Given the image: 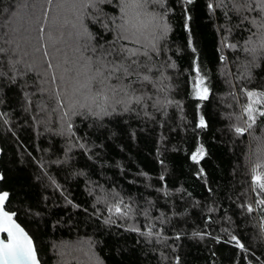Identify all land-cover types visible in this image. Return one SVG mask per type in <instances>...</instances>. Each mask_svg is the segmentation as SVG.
I'll use <instances>...</instances> for the list:
<instances>
[{
	"label": "trees",
	"instance_id": "trees-1",
	"mask_svg": "<svg viewBox=\"0 0 264 264\" xmlns=\"http://www.w3.org/2000/svg\"><path fill=\"white\" fill-rule=\"evenodd\" d=\"M242 3L145 4L140 47L117 39L121 0H0V192L40 264L68 244L98 264H264V96L247 95L264 93V13ZM122 44L147 55L106 112L81 108Z\"/></svg>",
	"mask_w": 264,
	"mask_h": 264
},
{
	"label": "snow or ice",
	"instance_id": "snow-or-ice-1",
	"mask_svg": "<svg viewBox=\"0 0 264 264\" xmlns=\"http://www.w3.org/2000/svg\"><path fill=\"white\" fill-rule=\"evenodd\" d=\"M103 2V0H101ZM159 3L163 6L164 0H121L122 8L121 12L123 13L122 23L117 25V39L120 41H124L127 44L139 45L140 47H144L141 42L140 37L143 35L142 28L144 26V20L142 19L141 9L145 4L148 3ZM186 4H191L193 0H184ZM257 5L260 9L261 13H264V0H257ZM209 8H212L213 5L209 4ZM240 7H248L250 10H256L249 3V0H243V3ZM247 19V17H245ZM262 25H264V20H262ZM167 26H165L164 31L167 32ZM230 47H235L234 45H229ZM152 49H156V44H152ZM95 52V48H93ZM195 51V49H193ZM147 55V53H141L140 48H129L124 44L121 45L120 48H116L115 46L110 51H105L104 56H119V60H114L112 63V68L110 71H107V65L100 62V66L94 68L95 76L89 78V80L81 84L79 88H77L76 92H81L82 89L86 90V93L81 92L84 97V103L80 104L81 108H88L91 110L92 106L98 107L101 111H107V105L109 103L110 97L108 95V90L111 89L113 95H115L117 91L116 83H109L112 80L114 74L116 75L115 79L117 82L121 80V78H128L134 74L132 70V65L140 64L141 62L136 59L138 55ZM91 61V58H89ZM130 61V63H127ZM92 70V69H90ZM55 79V77H53ZM143 81H149L150 78L147 75L142 77ZM203 78L200 76V68L196 67V77L195 83L193 85V91L196 98L206 99L208 89L207 87H203ZM127 89L130 87L129 85H124ZM135 89L132 92L125 91L124 95H134ZM59 95V93H57ZM250 100L257 96H264V93H255L248 92L247 93ZM142 97H135V102L139 103ZM79 103V101H77ZM254 109L251 104H249L245 112L247 113L248 119L255 123V117L252 115ZM260 115L264 116V112H260ZM200 126H205L203 118L200 119ZM248 127H252V124H249ZM245 130L242 128H237L236 132L238 134H243ZM197 153H203V148H199ZM197 153H194L192 159L197 160ZM3 179V177H0ZM259 182V187L261 190H264V176L255 174L253 176V183ZM9 193L8 192H0V234H6L5 238H0V264H39V260L37 258V253L35 246L33 244L32 238L25 231L23 227L20 226L19 223L16 222L14 217L16 213L10 212L6 210L5 204L8 201ZM264 203V201H261ZM249 211H252V208L249 207ZM116 212L120 213L121 210L119 207L116 208ZM148 235H151L149 232Z\"/></svg>",
	"mask_w": 264,
	"mask_h": 264
},
{
	"label": "rangeland",
	"instance_id": "rangeland-1",
	"mask_svg": "<svg viewBox=\"0 0 264 264\" xmlns=\"http://www.w3.org/2000/svg\"><path fill=\"white\" fill-rule=\"evenodd\" d=\"M184 3H185L184 0H182V5H184ZM76 247L78 248L74 250L75 252L72 249L74 247L69 246V244L65 247L66 248L65 251H63L61 247H56L57 255L58 257L61 256L62 258L64 255L67 256L65 264H68V262L70 263L73 262L74 264H98L94 260L93 256H91L90 253L88 252L86 245L84 246L80 245Z\"/></svg>",
	"mask_w": 264,
	"mask_h": 264
},
{
	"label": "water",
	"instance_id": "water-1",
	"mask_svg": "<svg viewBox=\"0 0 264 264\" xmlns=\"http://www.w3.org/2000/svg\"><path fill=\"white\" fill-rule=\"evenodd\" d=\"M5 237H6V234H0V238H5Z\"/></svg>",
	"mask_w": 264,
	"mask_h": 264
}]
</instances>
